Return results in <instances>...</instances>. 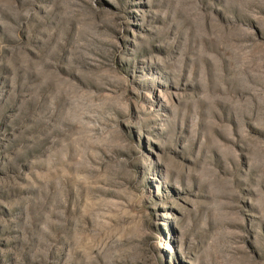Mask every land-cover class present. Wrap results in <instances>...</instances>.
Instances as JSON below:
<instances>
[{
	"label": "rangeland",
	"instance_id": "obj_1",
	"mask_svg": "<svg viewBox=\"0 0 264 264\" xmlns=\"http://www.w3.org/2000/svg\"><path fill=\"white\" fill-rule=\"evenodd\" d=\"M0 264H264V0H0Z\"/></svg>",
	"mask_w": 264,
	"mask_h": 264
}]
</instances>
